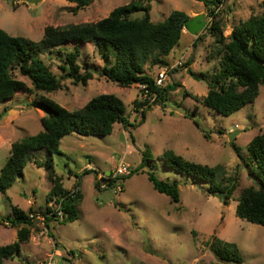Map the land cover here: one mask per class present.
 Listing matches in <instances>:
<instances>
[{
  "label": "rangeland",
  "instance_id": "1",
  "mask_svg": "<svg viewBox=\"0 0 264 264\" xmlns=\"http://www.w3.org/2000/svg\"><path fill=\"white\" fill-rule=\"evenodd\" d=\"M132 1L137 0H95L86 8L74 11L76 4L67 0H0V29L11 36L37 42L47 26L94 23ZM263 1L226 0L218 19L224 36L228 37L235 25L252 14H261ZM143 2L152 6L154 22L163 21L174 10L183 11L191 18L205 14L208 27L212 20L204 3L197 0ZM133 17L142 18L143 13ZM213 42L214 38L205 29L193 36L184 28L181 44L168 58V65L146 66V72L152 77L166 68L171 69L164 86L181 84L183 87L171 91L164 105L155 104L151 98L142 101L146 106L139 110L134 102L142 99L140 86L120 87L102 76L99 70L104 62L93 44L82 47L68 43L58 54H40L62 86L49 93L16 94L0 104V114L7 111L0 120V171L10 156L13 142L43 131L44 112L30 105L38 96L45 95L75 111L96 96L113 94L124 102L132 125L116 124L107 136L69 134L61 140V154L50 156L46 150H39L30 155L24 176L6 193L0 192V246L16 242L18 238L19 228L2 222L11 214L13 206L26 212L30 208L35 211L29 240L21 244L20 254L5 264H36L49 256H53L54 264H228L219 262L209 249L208 242L215 235L237 246L243 258L241 264H264V226L236 215L237 199L253 183L246 172L248 168L242 167L231 147V142H235L249 161L247 144L257 134H264V86L254 103L229 117L184 96V91L199 100L207 95V84L192 78L187 68L196 73L213 74L219 68V59H208ZM78 48L82 73L86 71V64L93 72L86 85L74 84L65 78L61 67L65 55ZM142 110L146 112L144 123L134 126L141 120L138 111ZM146 149L153 156L151 165L158 178L178 183L179 203L157 192L147 178L149 167H140ZM167 150L203 165H222L228 177L237 179V188L229 203L224 204L221 196L209 195L208 183L166 167L160 156ZM49 159L55 175L62 179L63 188L71 192L78 188L83 195L78 207L80 217L74 222L62 223L52 213L48 214L47 221L42 214L46 206L54 213L59 211L56 201L47 204L53 187ZM120 161L130 167L129 173L116 180V186L122 190L118 193L115 187L99 190V175H108Z\"/></svg>",
  "mask_w": 264,
  "mask_h": 264
},
{
  "label": "trees",
  "instance_id": "2",
  "mask_svg": "<svg viewBox=\"0 0 264 264\" xmlns=\"http://www.w3.org/2000/svg\"><path fill=\"white\" fill-rule=\"evenodd\" d=\"M76 4L74 11L83 9L95 0H67ZM144 0L132 1L129 4L116 7L104 19L94 23L68 25L65 27L47 26L40 41H32L20 36H11L0 29V104L16 94L36 92H53L61 88V80L51 71L50 66L40 58V54L61 51L68 43H77L82 47L87 43L95 46L104 62L99 72L107 80L120 87L146 86L147 98L135 100L138 108L143 103L155 97V104L164 105L171 91L181 84L158 87L155 77L146 72V66H167V60L183 39L185 22L191 17L183 11L174 10L160 22L151 19L150 4ZM203 2L208 16L212 19L209 27L205 28L214 38V47L208 59H219V68L213 74L196 73L187 68L188 74L197 81L208 86L207 95L198 99L188 91L184 96L198 101L206 108L229 117L245 106L252 104L260 95L264 86V11L252 14L246 21L235 25L228 37L219 22V11L226 0H197ZM264 8V1H263ZM136 13H143L142 18H134ZM61 54V53H59ZM81 50L65 55L62 70L65 78L74 84L86 85L93 77L90 65L82 73L78 63ZM62 55V54H61ZM181 62V66H182ZM189 66V63L185 65ZM177 68V67H176ZM27 79L31 85L25 80ZM141 98V97H140ZM143 101V102H142ZM44 112L41 118L43 131L32 136H26L12 143L10 156L0 171V192L6 193L19 177L24 176V169L30 160V155L39 150H46L50 156L60 153L62 138L69 134L81 136H107L112 134L116 124L130 127L124 102L113 94H102L92 98L84 107L71 111L41 95L30 104ZM150 107V106H149ZM141 120L134 126L144 123L146 112L138 111ZM4 110L0 120L6 115ZM194 123L199 127L198 122ZM231 147L241 160L242 167L252 180V185L243 189L236 207V215L250 223L264 226V134L259 133L251 139L246 148L249 161L242 155L235 142ZM160 159L164 165L178 174L208 183L209 195L221 196L224 204H228L237 188L236 177H228L222 165L208 166L185 159L172 150L162 153ZM153 156L146 149L143 152L141 168L147 165L148 180L153 188L168 197L174 203L180 202V191L177 182L160 180L151 165ZM48 166L51 168L50 179L53 187L48 193L47 204L56 201L63 216L60 222L69 223L79 219L78 207L83 195L78 188L67 191L62 186V179L55 175L52 159ZM98 186V184H97ZM34 209L23 211L18 207L12 208L11 214L2 219L12 228H19L17 241L0 246V264L12 260L21 252V244L30 238V227L34 225ZM49 213L59 218L49 206L42 212L45 220L49 221ZM33 215V217H31ZM46 226L49 228L48 223ZM209 249L221 263L241 264L243 258L234 243L226 242L216 235L208 242Z\"/></svg>",
  "mask_w": 264,
  "mask_h": 264
},
{
  "label": "built area",
  "instance_id": "3",
  "mask_svg": "<svg viewBox=\"0 0 264 264\" xmlns=\"http://www.w3.org/2000/svg\"><path fill=\"white\" fill-rule=\"evenodd\" d=\"M169 70L171 69H164V72L157 75L155 77V83L158 87H162L164 86V83L166 81V79L168 78V73ZM140 88L142 91H144V95L143 97L146 99L147 98V94H148V90L146 89V86L144 85H140ZM156 95L153 96V99L155 100ZM130 167L128 165H126L123 161H120L117 168L114 171H111L109 175L106 174H100L99 178H98V189L99 190H107L112 189L115 187V193H118L122 190L121 186H116V180L122 176H124L126 173H129V169ZM59 217L63 216V212L60 209L59 206V211L57 212ZM31 217H33V215H31ZM54 259L53 256H49L48 259L40 261L36 264H54Z\"/></svg>",
  "mask_w": 264,
  "mask_h": 264
},
{
  "label": "water",
  "instance_id": "4",
  "mask_svg": "<svg viewBox=\"0 0 264 264\" xmlns=\"http://www.w3.org/2000/svg\"><path fill=\"white\" fill-rule=\"evenodd\" d=\"M207 25L208 21L206 19L205 14H198L188 19L184 24V28L188 31L190 35L197 36L199 33L204 31ZM107 174L109 175L110 172H108Z\"/></svg>",
  "mask_w": 264,
  "mask_h": 264
}]
</instances>
